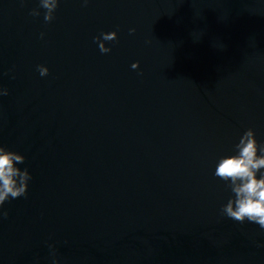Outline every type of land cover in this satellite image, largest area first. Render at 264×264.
<instances>
[{
	"label": "water",
	"instance_id": "95a60500",
	"mask_svg": "<svg viewBox=\"0 0 264 264\" xmlns=\"http://www.w3.org/2000/svg\"><path fill=\"white\" fill-rule=\"evenodd\" d=\"M37 6L0 0V144L32 176L0 264H52L49 245L58 264H264L214 175L247 129L264 144V0H60L51 23Z\"/></svg>",
	"mask_w": 264,
	"mask_h": 264
},
{
	"label": "clouds",
	"instance_id": "9594fccd",
	"mask_svg": "<svg viewBox=\"0 0 264 264\" xmlns=\"http://www.w3.org/2000/svg\"><path fill=\"white\" fill-rule=\"evenodd\" d=\"M23 4L24 0H20ZM60 0H38V6L31 9L30 16L39 17L44 10L45 23L55 19V12ZM87 6L89 0H81ZM130 34L135 32L132 28ZM44 33H41L43 38ZM117 32L100 33L93 38L102 54L111 52L105 42L116 41ZM139 67V61L131 65L132 69ZM41 77L49 74L45 65H37ZM6 74V73H5ZM9 95V90L0 85V97ZM233 155L221 157L215 167L214 175L226 183L233 193L227 203L221 208V215L243 223L248 221L264 229V144L258 143L255 131L247 129L234 145ZM25 162V156L8 150L0 144V221L7 219L8 211L4 208L6 201L25 197L32 176L27 167L21 169L18 164ZM259 174V176H258ZM53 257L52 264H58L54 245H49Z\"/></svg>",
	"mask_w": 264,
	"mask_h": 264
}]
</instances>
